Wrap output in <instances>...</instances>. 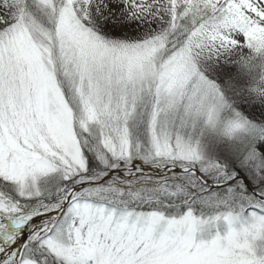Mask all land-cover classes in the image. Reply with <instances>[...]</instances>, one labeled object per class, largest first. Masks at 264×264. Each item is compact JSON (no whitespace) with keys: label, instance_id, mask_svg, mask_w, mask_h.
Masks as SVG:
<instances>
[{"label":"snow or ice","instance_id":"snow-or-ice-1","mask_svg":"<svg viewBox=\"0 0 264 264\" xmlns=\"http://www.w3.org/2000/svg\"><path fill=\"white\" fill-rule=\"evenodd\" d=\"M0 264H264V0H0Z\"/></svg>","mask_w":264,"mask_h":264}]
</instances>
